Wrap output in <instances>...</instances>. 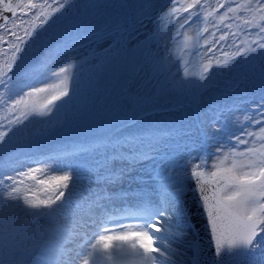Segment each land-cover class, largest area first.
I'll return each mask as SVG.
<instances>
[{"label":"snow or ice","instance_id":"6c2138e0","mask_svg":"<svg viewBox=\"0 0 264 264\" xmlns=\"http://www.w3.org/2000/svg\"><path fill=\"white\" fill-rule=\"evenodd\" d=\"M0 264H264V0H0Z\"/></svg>","mask_w":264,"mask_h":264},{"label":"water","instance_id":"95a60500","mask_svg":"<svg viewBox=\"0 0 264 264\" xmlns=\"http://www.w3.org/2000/svg\"><path fill=\"white\" fill-rule=\"evenodd\" d=\"M192 207V223L196 226V228L199 230L200 232V236H201V239H202V242L207 245L208 243V238L204 235V232H203V228H202V220H201V217L199 216V211H198V208L199 206L196 205V204H192L191 205Z\"/></svg>","mask_w":264,"mask_h":264},{"label":"rangeland","instance_id":"374dc122","mask_svg":"<svg viewBox=\"0 0 264 264\" xmlns=\"http://www.w3.org/2000/svg\"><path fill=\"white\" fill-rule=\"evenodd\" d=\"M193 59L195 60L196 58L193 57ZM227 79H228L227 77L217 78V80H216L217 87L223 89L226 85ZM231 95L237 96V95H239V92H232ZM208 97H209V94L205 93V95H204V102L205 103L209 102ZM185 104H187V101L185 102ZM174 107H175L176 114H179L180 112L187 110L186 107H180V105H176Z\"/></svg>","mask_w":264,"mask_h":264}]
</instances>
